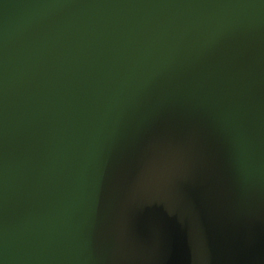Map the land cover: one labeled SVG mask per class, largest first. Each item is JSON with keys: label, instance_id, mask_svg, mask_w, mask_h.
I'll return each mask as SVG.
<instances>
[{"label": "water", "instance_id": "95a60500", "mask_svg": "<svg viewBox=\"0 0 264 264\" xmlns=\"http://www.w3.org/2000/svg\"><path fill=\"white\" fill-rule=\"evenodd\" d=\"M0 264H264V0H0Z\"/></svg>", "mask_w": 264, "mask_h": 264}]
</instances>
